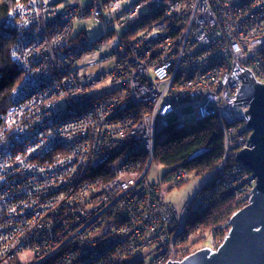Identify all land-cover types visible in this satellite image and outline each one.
<instances>
[{
    "label": "built area",
    "instance_id": "2783aa9c",
    "mask_svg": "<svg viewBox=\"0 0 264 264\" xmlns=\"http://www.w3.org/2000/svg\"><path fill=\"white\" fill-rule=\"evenodd\" d=\"M72 1L49 15L44 0H28L8 16L20 79L0 137V264H166L216 251L227 233L186 224L222 192L242 209L255 186L236 161L251 148L249 104L233 100L245 70L264 85V0H150L162 4L161 18L94 63L113 60L111 68L86 75L76 63L100 55L105 41L73 35L74 22L135 20L142 8ZM106 82L117 87L89 95ZM208 118L219 125L222 158L177 209L146 180L155 145ZM173 173L175 184L188 178L184 169Z\"/></svg>",
    "mask_w": 264,
    "mask_h": 264
},
{
    "label": "trees",
    "instance_id": "16d2710c",
    "mask_svg": "<svg viewBox=\"0 0 264 264\" xmlns=\"http://www.w3.org/2000/svg\"><path fill=\"white\" fill-rule=\"evenodd\" d=\"M28 0H0V137L4 130L5 117L11 105V94L20 79V71L11 59L10 51L14 43V32L8 25L9 13L20 3ZM137 0L134 3H140ZM68 6H63L66 9ZM62 10L58 11L61 12ZM52 11V10H51ZM160 11L151 13L142 20L139 27L145 31L154 24ZM143 30V31H144ZM128 32L122 36L126 37ZM135 38L136 35H131ZM223 155V138L215 118H208L184 130H169L155 145L152 162L168 167V174L184 169L188 178L207 177L218 165ZM143 158V157H141ZM184 180L179 184H184ZM230 192H222L201 213L187 221L189 229L198 228L199 234L215 231L223 234L228 221L238 211Z\"/></svg>",
    "mask_w": 264,
    "mask_h": 264
},
{
    "label": "water",
    "instance_id": "95a60500",
    "mask_svg": "<svg viewBox=\"0 0 264 264\" xmlns=\"http://www.w3.org/2000/svg\"><path fill=\"white\" fill-rule=\"evenodd\" d=\"M243 85L233 105L249 104L243 111L250 131L247 147L236 156L256 179L247 206L228 221V231L214 252L200 249L180 261L167 264H264V85L245 70L239 75Z\"/></svg>",
    "mask_w": 264,
    "mask_h": 264
},
{
    "label": "rangeland",
    "instance_id": "374dc122",
    "mask_svg": "<svg viewBox=\"0 0 264 264\" xmlns=\"http://www.w3.org/2000/svg\"><path fill=\"white\" fill-rule=\"evenodd\" d=\"M87 1L88 0H82L84 4H86ZM135 1L137 0H119V2L117 3V6L119 7V9H123L130 5L137 4V3H134ZM44 3L47 7V9H45V13L49 15H53L52 11H54L55 13L60 11V9H62L63 6L66 4V2L63 3L62 0H44ZM74 3L75 2H73L72 0H69L67 1V4H68L67 6L70 7ZM140 4H141L142 9H140L139 15L137 18H135V20L127 19L124 16H122V14H119L115 17L106 16L105 19H102V20L84 18V19H77L74 22V24L72 25L73 35H78L79 33H83L89 41H98L101 38H103V41H105L104 45L100 49V55L98 53H92L89 55H85L83 58H81L76 63L75 68L78 69L80 75H86L90 73L96 74L98 72L106 71L109 68H111L112 66L111 62L113 60H111V62L102 63L99 66L94 65V63L98 61L99 56L109 57L113 49L118 44H120V42H127V41L135 39L131 37V35L134 34L137 37L139 34H141V32H143L145 28L144 27L140 28L139 24L142 20L147 19L151 13L155 11L157 12L160 11L159 13L160 17L158 18V20L161 18L162 13H163V7L161 3H157V2L151 3L150 0H143L140 2ZM48 10H52V11L48 13ZM103 14H107V10H104ZM126 32H128L126 37L122 36ZM116 87H117V84H111L109 82H106L100 87H97L96 89L89 91V95L93 97H101L103 95H108ZM184 120L189 125L194 123L193 115L185 116ZM169 170L170 169L168 167L152 162L148 169L146 180L150 184H155V185L160 186V189L164 194L166 192H171L173 190L174 191L176 190L177 193L173 196L174 199L176 200H180V196L183 194V192L190 188H194V187L196 188L195 192L193 193L195 194L200 189L201 185L207 178V177L205 178L204 177L186 178L187 180H189L188 182L184 184H175L173 183V180H172L174 173L172 172L168 174ZM173 185L174 187H172ZM193 194H191V196ZM171 200L169 199L171 204H173ZM181 207L179 208L177 207V209H181ZM199 242L200 241H197V243L194 244L190 250L193 251L197 249L198 247H201L202 243H199ZM206 245L207 244L204 243V247ZM195 251H193V253ZM150 259H151V256H147L145 258V262L149 263Z\"/></svg>",
    "mask_w": 264,
    "mask_h": 264
},
{
    "label": "crops",
    "instance_id": "0c3cea01",
    "mask_svg": "<svg viewBox=\"0 0 264 264\" xmlns=\"http://www.w3.org/2000/svg\"><path fill=\"white\" fill-rule=\"evenodd\" d=\"M67 1H69V0H62V2L64 3V2H66V4L64 5V6H67L68 4H67ZM60 10H62V9H60ZM195 187L194 188H190V189H187V190H185L184 192H183V194L180 196V200H176V199H174V195L177 193V191L175 190H173V191H171V192H166L165 194L162 192V194H164L165 196H168V198L171 200V198H172V202H173V204H174V207H181L182 205H183V203L191 196V194H193L194 192H195Z\"/></svg>",
    "mask_w": 264,
    "mask_h": 264
},
{
    "label": "bare ground",
    "instance_id": "6f19581e",
    "mask_svg": "<svg viewBox=\"0 0 264 264\" xmlns=\"http://www.w3.org/2000/svg\"><path fill=\"white\" fill-rule=\"evenodd\" d=\"M12 107H13V99L11 98V105H10V108H9V111L12 109ZM133 154V153H132ZM133 155H135V154H133ZM151 163H152V161H151ZM233 201H234V199H233ZM249 203V202H248ZM247 206V205H246ZM25 215V210H23V211H21L20 213H18L15 217L16 218H22L23 216ZM227 231H228V228H227V230L225 231V232H223V233H227ZM200 243V242H199ZM168 263V262H167ZM166 263V264H167Z\"/></svg>",
    "mask_w": 264,
    "mask_h": 264
}]
</instances>
